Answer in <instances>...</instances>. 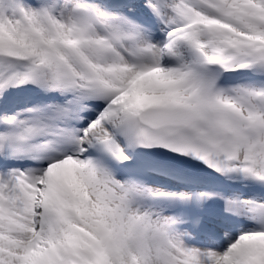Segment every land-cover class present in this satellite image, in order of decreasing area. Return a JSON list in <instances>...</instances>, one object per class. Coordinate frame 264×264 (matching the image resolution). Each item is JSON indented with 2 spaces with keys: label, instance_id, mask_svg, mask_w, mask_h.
<instances>
[{
  "label": "snow or ice",
  "instance_id": "6c2138e0",
  "mask_svg": "<svg viewBox=\"0 0 264 264\" xmlns=\"http://www.w3.org/2000/svg\"><path fill=\"white\" fill-rule=\"evenodd\" d=\"M0 264H264V0H0Z\"/></svg>",
  "mask_w": 264,
  "mask_h": 264
}]
</instances>
